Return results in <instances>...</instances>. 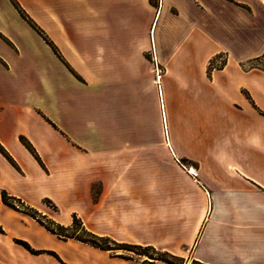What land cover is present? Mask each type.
Wrapping results in <instances>:
<instances>
[{"label":"crops","instance_id":"0c3cea01","mask_svg":"<svg viewBox=\"0 0 264 264\" xmlns=\"http://www.w3.org/2000/svg\"><path fill=\"white\" fill-rule=\"evenodd\" d=\"M263 51L264 0H0V191L118 242L264 264V71L232 66ZM157 74L176 175L150 187L143 147L96 140L113 137L106 108L128 106L129 76L158 96ZM113 76L120 98L98 99ZM0 227V264L143 262L58 238L1 198Z\"/></svg>","mask_w":264,"mask_h":264},{"label":"rangeland","instance_id":"374dc122","mask_svg":"<svg viewBox=\"0 0 264 264\" xmlns=\"http://www.w3.org/2000/svg\"><path fill=\"white\" fill-rule=\"evenodd\" d=\"M227 61V57L224 54H219L213 61L212 65L207 66L208 70L221 67ZM244 60H236L233 62L232 66L237 67V63ZM158 75L154 76L153 82L156 83L158 89V96L155 94V87L150 86V82L147 76L135 79L134 76H129V86L128 89L123 92L122 98L127 101L128 106L124 109L107 107V112L111 111L112 115L107 117L108 125L107 131L113 133L112 138H98L96 140L97 146H125V147H143L144 154L141 156L144 160V178L146 185L152 186L153 180H160L162 177H175L176 170L174 167V162L170 159L168 154V149L173 146V141L168 138V123L166 125L167 117L165 113L162 112L163 96L161 90L159 91V80ZM152 79V76L150 77ZM117 76H113V81H100L96 84V95L100 100H115L120 98L119 91L115 89ZM144 84V92H137L136 83ZM154 85V84H153ZM155 86V85H154ZM118 91V92H117ZM159 99V100H158ZM143 100V105H142ZM139 101L140 106L137 109L136 102ZM161 109V111H160ZM102 122V120H99ZM124 134H128L125 137ZM139 134L138 137L136 135ZM122 135V136H120ZM177 163L190 166L194 169H198L199 165L195 159L191 157H186L185 155H178ZM131 167V166H130ZM201 172H198L200 175ZM207 173V172H206ZM98 190V188H96ZM44 208L47 211L44 215L45 218L41 217L43 221H47L46 218H51V215L56 207L53 204L44 202ZM66 224V223H63ZM62 224V225H63ZM68 225V224H67ZM75 232L79 236H86L79 228H75L70 232ZM69 233V232H67ZM118 242V241H116ZM102 245H106L110 248L108 250L110 255L115 256L116 254L122 256H130L132 259H143L151 260L146 255H139L138 253H148L152 254L144 248H124L122 245L100 241ZM123 243V242H118ZM119 257V256H118ZM123 258V257H120ZM126 259V258H124ZM175 264H191L189 258L175 259L173 260Z\"/></svg>","mask_w":264,"mask_h":264},{"label":"trees","instance_id":"16d2710c","mask_svg":"<svg viewBox=\"0 0 264 264\" xmlns=\"http://www.w3.org/2000/svg\"><path fill=\"white\" fill-rule=\"evenodd\" d=\"M34 29L39 34L42 35V31L40 30V28L34 26ZM218 55L219 54L215 55L214 57H212L209 60L208 66L212 65L214 59ZM225 64H226V62L221 67H223ZM239 65L244 70L257 68V69L264 71V51L261 54H259L258 56H255L253 58H249V59H246L244 61H241L239 63ZM0 150H3L1 145H0ZM0 198H1V201L5 205L11 207L12 209L26 213L29 216L36 219L43 227H45L49 232L55 234L58 238L79 240L81 242L87 243V244L92 245V246L99 248L101 250H110V248L106 245L100 244L99 243L100 241H107V242L116 243V244L122 245L124 248H127V249H129V248H138V249L144 248L148 251H151L152 254L138 253L139 255H146L149 258H151L150 261L144 260L142 262V264H149L153 260H160V261H163L167 264H175L173 260L182 259V257H178L176 255H173V254L167 252V251L156 249L155 247H153L151 245L143 246V245H136V244H128V243H124V242L118 243L108 236H100V235H97L95 233H92L91 231H89L84 226L82 220L76 214L72 215L71 222L68 225L59 224V223L55 222L54 220H52L51 218H46L47 221H43L41 217L45 218L44 215H41L40 212H38L35 208L30 207L29 205L25 204L20 198H17L15 196L10 195L5 190L0 191ZM44 202L52 204L47 199L44 200ZM76 227L79 228V230L82 231L86 236H79L74 231L70 232L72 230H75ZM0 231H2L1 227H0ZM67 232H69V233H67ZM17 242L22 244L24 247H26L31 252H35V250L31 249L30 246L26 242H23L21 240H17ZM115 256L123 257L126 259H132L130 256H122L119 254H116ZM191 264H204V263L199 262L197 260H192Z\"/></svg>","mask_w":264,"mask_h":264},{"label":"bare ground","instance_id":"6f19581e","mask_svg":"<svg viewBox=\"0 0 264 264\" xmlns=\"http://www.w3.org/2000/svg\"><path fill=\"white\" fill-rule=\"evenodd\" d=\"M160 79V75H158V79L157 80H159ZM195 172V170H194V168H190V173H194Z\"/></svg>","mask_w":264,"mask_h":264}]
</instances>
